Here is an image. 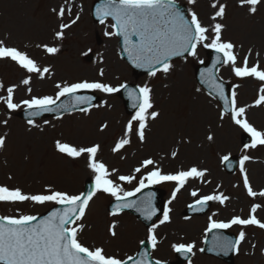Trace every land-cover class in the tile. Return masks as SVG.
I'll use <instances>...</instances> for the list:
<instances>
[{
    "label": "rangeland",
    "instance_id": "1",
    "mask_svg": "<svg viewBox=\"0 0 264 264\" xmlns=\"http://www.w3.org/2000/svg\"><path fill=\"white\" fill-rule=\"evenodd\" d=\"M92 1L70 0L72 16L66 15L63 22H69L77 13L80 19L65 30L62 41H57L54 39V32L58 30L61 21L52 9L65 5V0H0V39L5 40L9 46L26 52L41 68L47 67L50 70L44 78H40L36 74L26 73L11 61L0 60V84L3 85L0 88V96H6V89L13 85L16 86L14 102L20 103L30 95L55 96V84L65 81L72 83L80 80H100L113 86L132 81L139 86L148 84L153 89V110L159 111L160 116L154 121H148L149 131L143 146L138 147V137L133 134L130 147L126 145L119 152H113L112 148L118 140L123 138L124 127L132 117L124 113L122 104L115 93L109 95L95 91L102 100L94 107H90L87 113L76 111L55 118L34 120L39 127H32L30 130L27 121L20 120L17 116V112L24 108L23 105L15 111H10L3 102H0V121H8L7 125L0 123V135L7 133L5 147L0 149V185L20 188L25 194H41L49 186L53 190L79 194L83 188L84 179L93 178L91 170L86 167V157L71 159L58 153L54 146L56 140L77 146L99 144L97 159L103 162L109 171L116 169L120 175L133 174L134 168L139 166V160L148 156L154 158L155 166L161 170L166 168L169 166L167 156L174 147L178 154V159L175 161L177 167L204 168L207 171L205 183L215 184L220 180L222 182L220 187L231 195L228 210L236 208L246 212L250 203L249 196L242 187L237 185V175L227 176L221 172L217 157L218 153L228 154L238 150L237 138L241 129L235 124L230 125L226 122L218 125L217 110L213 107L215 104H209V97L196 86L193 79V67L203 58L202 52L194 58L171 62L174 65L173 71L167 77L158 74L157 77L147 75L134 78L129 68L119 58L114 38L105 36V32L109 31L108 21L97 24L91 20L89 8ZM179 1L189 6V10L196 11L200 20L208 25L209 16L213 11L210 8L211 0H197L195 5L188 4L187 0ZM220 2L227 5L226 16L219 21L226 26L222 38L236 45V52L241 63L251 49L249 64L259 61L264 67V3L257 6L255 15H249L238 7L236 0H220ZM43 44L58 46L60 51L55 55H49L43 51L42 47H38ZM90 49L94 55L93 59L87 62L83 55ZM197 51H200V46ZM101 69L103 76L99 75ZM221 75L232 85H240L236 89L239 106L254 103L258 96L260 82L254 79L249 81L250 78H237L233 75L231 68L226 65ZM28 76H31L30 84L23 85L21 81ZM173 81L175 86L172 84ZM180 84L186 85L187 89H183ZM29 87L32 89L30 94L27 91ZM201 102H207L208 107L214 108V124H209L205 122L206 120L199 123L196 119ZM256 108L258 109H247L246 118L256 128L264 130V105ZM171 114H174L180 126L172 128ZM45 121L48 123L45 124ZM104 125L106 127L102 131L101 128ZM206 134L207 136L211 134L214 139L217 138L222 142L216 145L213 142L214 139L209 141L206 138ZM134 145H137V151L132 149ZM246 151L240 154L251 155L252 160L256 161L246 163L245 169L249 173L256 168L264 170V147L256 148L253 153ZM135 175L137 180L131 184L120 181L117 183H120L125 190H133L138 184L141 173ZM197 180H191L189 186L179 193L174 202L172 197L164 199L166 206L171 209L170 220L162 225L158 220L155 222L158 225L155 229L158 242L153 252L156 259L172 258L173 244L190 241L194 242L195 247L192 251L195 252V256L188 264H215L210 261L212 258L206 259V256L198 254L199 238H201L199 232L204 226V216L190 218L194 221L191 225L198 228V233L187 234L186 239L174 237L167 229V225L173 226L175 222H181L179 217L182 215L185 203L194 198L191 195L192 187L204 193L201 185L205 183L198 184ZM252 181L256 188H261L264 185V175ZM224 182L229 183L225 186ZM169 186L163 187L164 197L171 188ZM112 199L114 198L101 193L90 201L86 215L78 222L83 224L78 238L90 248L102 247L108 255L125 258L132 254L139 242L147 236V229L141 226L133 216L124 212L116 216L110 215L106 207ZM177 200H180L178 208L175 207ZM260 201L264 204V199ZM50 205L52 204L38 205L32 202L0 203V215H35L46 210ZM213 207L217 208V206ZM232 214L227 212L225 215ZM209 217L222 219L215 214ZM162 218L163 216L160 219ZM113 222L116 223V236L111 238L108 235V228ZM247 229L250 230V228ZM165 234L170 238L165 240L163 237ZM160 239L164 240L161 245ZM257 242H260V239ZM258 246V243L244 240L234 264H264L263 256H259L261 250ZM216 262L223 264L217 260Z\"/></svg>",
    "mask_w": 264,
    "mask_h": 264
},
{
    "label": "snow or ice",
    "instance_id": "2",
    "mask_svg": "<svg viewBox=\"0 0 264 264\" xmlns=\"http://www.w3.org/2000/svg\"><path fill=\"white\" fill-rule=\"evenodd\" d=\"M188 4L195 5L197 0H187ZM238 7L245 10L249 15H255L257 6L264 3V0H236ZM68 5V6H66ZM210 8L213 10L209 16V23L205 25L194 10L185 13L182 12L175 3V0H102V3L96 7V16L101 24L105 20L111 18V31H106L105 36L123 37L125 51L136 67H144L147 69L149 77H157L163 74L167 77L173 71L174 65L170 62L174 56L196 57L198 46L214 50L218 55L214 59L213 66L216 64L226 65L231 68L233 75L240 79L252 78L259 83L258 96L252 105L239 106L237 102L236 89L240 87L238 84L232 85L230 97L225 96L223 83H216L212 79V86L223 101L224 108L220 113V119L223 120L226 114L230 115L233 124L242 129L251 138L250 144H245L244 149L256 148L264 146V130H258L246 118L248 107H260L264 105V67L259 61L249 64V54L243 57L242 63L236 52V45L230 40L222 38L225 25L219 21L226 16L227 5L221 3L220 0H211ZM52 11L60 19L58 30L54 32V39L62 41L66 29L76 24L80 19L79 13L69 22H63L67 15L72 16V8L70 0H65V5H61L58 9ZM135 37V39H133ZM43 51L49 55H55L60 51L58 46H49L48 44L38 45ZM257 55H259L257 53ZM0 60H7L15 63L20 69L26 73L36 74L40 78H44L45 74L50 70L47 67L41 68L37 62L32 59L26 52L16 47L9 46L5 40L0 39ZM203 63V61H200ZM103 70L99 75L103 76ZM211 74V69H205L201 73L203 78L205 75ZM31 76L24 78L21 83L29 85ZM202 82L204 80L202 79ZM3 85L0 84V88ZM15 85L9 86L6 96H0V102L10 111H15L23 105L26 109L33 111L27 112L29 117L39 116L45 112L67 111L77 105H91V96H77L76 93L81 90L98 91L105 94H114L121 89H128L126 84L113 86L100 80H80L78 82L56 83L55 96L44 95L34 96L23 99L20 103L14 102ZM28 93L32 92L29 87ZM199 91V89H197ZM153 89L148 85L138 86L136 90L128 89V96L133 101V107L137 110L135 114L127 121L123 138L115 143L112 148L113 152H119L126 145L131 143V136L134 134L141 143L146 140L145 129L148 127L149 120H156L160 116V112L154 109ZM62 97H71V104L57 102ZM106 103V102H105ZM102 106V105H101ZM81 112L87 113L89 108H80ZM135 122V123H134ZM7 125L8 121H0ZM48 121H45L47 124ZM27 124L29 130L32 127H39L34 120L28 119ZM106 127L102 126L101 130ZM7 133L0 135V149L6 144ZM209 141L213 140V135L207 136ZM55 150L71 159L86 157V167L93 174L92 188L87 192L79 194H70L64 191L53 190L50 186L41 194H25L20 188H10L6 185H0V203L23 204L32 202L38 205L53 204L61 207L53 208L43 218L35 215L19 214L15 216H0V264H165L161 260H151L147 253H140V259H135L129 255L126 258H120L116 255H108L102 247L90 248L82 244L79 240V232L83 228V224L78 223L86 215L90 201L98 194H106L115 198L117 203L113 205L112 216L118 215L125 208H136L143 211L145 219L150 220L155 215V209L151 208L150 196L149 201L145 205L144 201L137 202L130 198L141 192L145 187L152 184L162 182H174L176 187L172 193L173 199L177 192L183 188L191 179H202L206 170H201L195 166L186 170H179L174 173H163L159 167H155L156 161L151 158L143 159L138 167L133 170V174L120 175L118 170L108 167L97 159V153L100 150L99 144L91 146H77L74 144L55 141ZM171 156L175 158L177 152L173 151ZM228 160L227 156L222 158ZM251 159L248 155L240 158V173L243 177V187L251 198H264V188L255 191L249 181L245 162ZM146 174L139 176L138 184L133 190H125L117 181L131 184L137 180L135 173H141L142 169H149ZM114 177V178H113ZM147 181V183H145ZM193 197L198 195L197 191L191 192ZM229 199L228 196L221 194L203 195L195 200L194 205L197 210H203L209 201H218L224 204ZM141 205L145 207L141 208ZM264 205L260 203H252L247 218L239 215L232 216L227 221H215L209 217L208 230L227 229L234 225L247 227L255 226L264 230V221L258 219L256 213ZM171 209L165 206L163 218L159 224L162 225L170 220ZM157 224L153 223L147 229V242L153 249L157 247V237L155 229ZM116 223L113 222L108 231L112 237L116 236ZM245 231L241 230L238 238L228 241L226 245L221 247H231L239 250V245L244 241ZM145 241L141 240L140 244ZM195 245L189 244H173L172 248L178 253H190ZM255 248V245H253ZM264 255V250L261 252Z\"/></svg>",
    "mask_w": 264,
    "mask_h": 264
},
{
    "label": "bare ground",
    "instance_id": "3",
    "mask_svg": "<svg viewBox=\"0 0 264 264\" xmlns=\"http://www.w3.org/2000/svg\"><path fill=\"white\" fill-rule=\"evenodd\" d=\"M180 85L183 89H187L186 85H182V84H180ZM199 105H200L198 107L199 114H197V118H196V119H198V122L202 123V121H204V119H205L206 121H210L211 123H213V114H212V111L207 108V103L201 102ZM171 115H172V119H171L172 128H176L177 126H180L179 122L176 121L174 114H171ZM82 172H83V170H82ZM177 204H178V202H177Z\"/></svg>",
    "mask_w": 264,
    "mask_h": 264
},
{
    "label": "water",
    "instance_id": "4",
    "mask_svg": "<svg viewBox=\"0 0 264 264\" xmlns=\"http://www.w3.org/2000/svg\"><path fill=\"white\" fill-rule=\"evenodd\" d=\"M130 59V58H129ZM46 216V215H45Z\"/></svg>",
    "mask_w": 264,
    "mask_h": 264
}]
</instances>
